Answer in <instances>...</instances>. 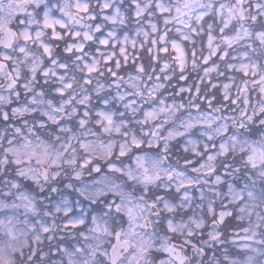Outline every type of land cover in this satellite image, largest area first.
<instances>
[{
    "label": "clouds",
    "instance_id": "clouds-1",
    "mask_svg": "<svg viewBox=\"0 0 264 264\" xmlns=\"http://www.w3.org/2000/svg\"><path fill=\"white\" fill-rule=\"evenodd\" d=\"M0 264H264V0H0Z\"/></svg>",
    "mask_w": 264,
    "mask_h": 264
}]
</instances>
